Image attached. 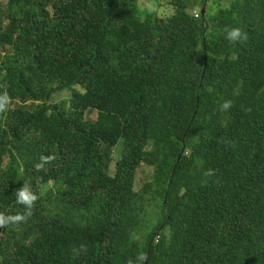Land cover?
<instances>
[{
    "label": "trees",
    "instance_id": "1",
    "mask_svg": "<svg viewBox=\"0 0 264 264\" xmlns=\"http://www.w3.org/2000/svg\"><path fill=\"white\" fill-rule=\"evenodd\" d=\"M222 1L0 0V264H264V0Z\"/></svg>",
    "mask_w": 264,
    "mask_h": 264
},
{
    "label": "clouds",
    "instance_id": "2",
    "mask_svg": "<svg viewBox=\"0 0 264 264\" xmlns=\"http://www.w3.org/2000/svg\"><path fill=\"white\" fill-rule=\"evenodd\" d=\"M226 38L229 41H239L244 39V34L239 28H233L227 31ZM9 104V99L7 95L0 96V112L7 110ZM232 106L231 101H226L221 105V110H227ZM47 162L46 157H41V163L36 165V168L39 170L43 167V164ZM18 202L23 204L26 208H31L34 202L36 201V195L30 190L27 186H22L20 190L17 192ZM30 214V213H29ZM21 216H8L3 217L0 216V226H3L7 223H15L22 220ZM139 261H143L144 257L140 256L137 258Z\"/></svg>",
    "mask_w": 264,
    "mask_h": 264
},
{
    "label": "rangeland",
    "instance_id": "3",
    "mask_svg": "<svg viewBox=\"0 0 264 264\" xmlns=\"http://www.w3.org/2000/svg\"><path fill=\"white\" fill-rule=\"evenodd\" d=\"M156 3H157V0H155ZM161 1V0H160ZM215 3H218V0H215ZM153 1H150V0H141V8H144V9H152V10H155L157 11L158 14L160 15H165V16H168V15H171L173 12H174V8L172 5L169 4V0H162L161 1V5H158V6H154L153 5ZM222 4H226L225 0L222 1ZM217 6V5H216ZM65 97H61L57 100H60V99H64ZM90 118L91 119H95L96 118V114L95 113H92L90 115ZM145 169V168H144ZM145 173H142L140 175V177L142 178V181L143 180H146L148 178V175L150 174V169L149 168H146L144 170ZM140 185V183L138 182L137 183V187Z\"/></svg>",
    "mask_w": 264,
    "mask_h": 264
},
{
    "label": "water",
    "instance_id": "4",
    "mask_svg": "<svg viewBox=\"0 0 264 264\" xmlns=\"http://www.w3.org/2000/svg\"><path fill=\"white\" fill-rule=\"evenodd\" d=\"M203 13H204V9H203Z\"/></svg>",
    "mask_w": 264,
    "mask_h": 264
}]
</instances>
